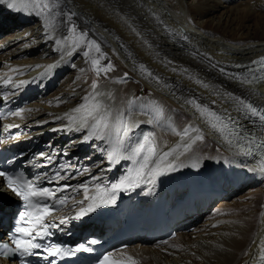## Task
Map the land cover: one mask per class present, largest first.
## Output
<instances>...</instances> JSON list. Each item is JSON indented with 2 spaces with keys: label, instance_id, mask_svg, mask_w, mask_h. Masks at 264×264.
<instances>
[{
  "label": "bare ground",
  "instance_id": "bare-ground-1",
  "mask_svg": "<svg viewBox=\"0 0 264 264\" xmlns=\"http://www.w3.org/2000/svg\"><path fill=\"white\" fill-rule=\"evenodd\" d=\"M261 1L59 0L60 12L75 15L71 22L57 16L48 28L31 6L19 12L26 18L11 20V25L0 13V102L16 106L11 115L0 118L1 136L7 139V134H13L7 143H16L37 158L50 155L42 162L64 170L62 177L71 192L78 191L71 201L75 206L86 202L85 187L87 195H96L98 186L106 187L136 164L140 157L133 156L131 148L144 134H152L157 153L185 143L187 138L182 140L178 133L186 126L200 129L204 137L175 161V171L142 185L159 183L165 177L176 190L184 185L207 188L213 184L224 192L218 206L202 219H194L191 231L170 241L132 244L116 252L124 264L129 256L136 264H258L260 241L264 240L260 160L238 155L187 101L195 98L225 118L230 114L241 128L264 134L259 119L227 95L232 93L264 109V82L247 85L233 78L238 75L236 65L264 54ZM71 24L100 46L106 56L102 64L111 61L114 65L107 76L95 77L91 59L98 54L94 50L86 58V45L73 48ZM140 64L159 83L142 73ZM93 81L98 84L95 90ZM89 95H96L113 117L120 116L128 125L126 135L113 127L106 141L83 142L85 132L77 131L75 125L69 128L65 114L78 115L72 110L86 103L84 98ZM129 100L135 103L129 105ZM157 107L163 112H155ZM120 136L123 145L118 142ZM50 139L56 141L49 153ZM117 149L131 158L110 163L107 154ZM69 151L71 156H64ZM193 162L199 166L192 167ZM13 203L10 195H0V207Z\"/></svg>",
  "mask_w": 264,
  "mask_h": 264
},
{
  "label": "snow or ice",
  "instance_id": "snow-or-ice-1",
  "mask_svg": "<svg viewBox=\"0 0 264 264\" xmlns=\"http://www.w3.org/2000/svg\"><path fill=\"white\" fill-rule=\"evenodd\" d=\"M6 4L10 10L17 13L24 12L31 6L34 8L35 14L42 17L45 22V28L52 27V22L55 21L57 16H65L68 22H71L74 13H62L59 11V0H0V5ZM23 5V7H18ZM64 21L62 20L61 23ZM68 31L72 33V45L73 48H80L82 45H86L87 50L83 51V55L87 58L90 57L91 51H95L98 54L97 57L91 59L92 70L97 77L101 74L107 76V73L114 70V65L111 61L107 64H102L101 61L106 59L105 54L101 52L100 46L93 40L87 38L86 32L77 33L76 26L71 24ZM135 31V29H133ZM50 38V37H49ZM68 40L69 37H65ZM60 44V41H56ZM71 54V53H69ZM171 63V62H169ZM251 65H256V68L248 67L247 72L251 74V78L248 75L243 77L233 74V78L238 79L241 83L251 85L253 83L264 82V56L259 57L256 60L250 62ZM140 71L146 73L148 77L156 80L159 83V78L150 72L143 64H140ZM241 67V65H236ZM223 72L224 70L221 69ZM259 73L257 75L256 73ZM127 77V73L124 74ZM7 83V81H6ZM92 89L98 88L96 81L92 82ZM207 87V85H205ZM96 95H103L102 93H96ZM96 95L86 96L84 99L86 103L74 108L72 111L78 115L65 114L71 125L76 126L77 131L83 130V142H87L91 139L98 141H106L110 136L113 127H117L118 132H122L124 135L128 132V125L120 119V116L113 117L110 109L106 108L102 103L96 99ZM230 99H234L239 108L251 116H255L261 122L262 128H264V109H258L251 103L245 102L240 97H234L232 93L227 94ZM139 99V98H136ZM90 101V102H87ZM129 105L135 103V100H129ZM188 104L193 106L199 113L203 122L230 147L236 149V153L242 156H258L261 166L260 171L264 172V134H253L252 132L242 131L238 129L236 121L233 120L230 114L225 118V114H221L210 108L207 105L198 103L195 98L187 101ZM215 104V101H213ZM157 113H162L163 109L157 107L154 109ZM227 112V110H225ZM19 115V113H15ZM121 115H126L123 113ZM195 133V135H190ZM182 140L187 138L186 142L177 144L174 147L169 148L167 151L157 153L156 147L152 143L150 137L151 133H146L143 136L142 141L131 148V153L135 157H140L136 160V167L130 168L126 175H123L115 183H112L109 187L97 189V194L93 196L87 195V188L85 187L84 201H90L86 206L80 207L79 211L75 213V219H82L84 216L96 211L101 206H107L114 204L116 200V194L120 192L131 191L139 188L144 183H151L155 177L161 175L166 171H175L177 164L175 161L179 160L181 156L190 152L193 145L197 141H202L204 137L200 134V129L192 126H186L182 133H178ZM118 142L123 145V136L118 137ZM182 149V150H181ZM173 159H169V158ZM131 157L122 155L119 149L110 151L107 154V159L110 163H119L121 159H129ZM183 167V165H179ZM199 165L193 162L192 167H198ZM0 177H3L6 181L4 185L10 192L23 202L24 211L19 213V219L17 221L18 227L12 234L11 242L15 245L14 248H10L8 244H0V255L6 258L12 257L14 254L19 253L20 256H38L48 262V264H56V259H49L50 257H62L65 255H75L77 252H91L93 249L87 247L85 244H80L75 248H65L58 244H51L48 247L43 248V252L36 251L42 248L40 243H37V239H43L49 235L50 229L57 227L55 222H49L50 217L54 211V207L48 203H41V200H56V203L63 204V200L56 198V193L61 189L59 187L50 189L49 187H39L34 180L25 179L23 176H9L6 172L0 171ZM95 179V178H93ZM51 183V182H50ZM65 189L68 185L63 186ZM83 204V201L77 202ZM68 220V217L61 218L59 223L64 224ZM88 244L97 243L96 240H90ZM260 256L258 264H264V240L260 241ZM111 253H105L98 259L97 264H120L118 261L110 259ZM22 264L26 262L22 261ZM126 264H136V261L131 257H127Z\"/></svg>",
  "mask_w": 264,
  "mask_h": 264
},
{
  "label": "rangeland",
  "instance_id": "rangeland-1",
  "mask_svg": "<svg viewBox=\"0 0 264 264\" xmlns=\"http://www.w3.org/2000/svg\"><path fill=\"white\" fill-rule=\"evenodd\" d=\"M261 3L264 4V0H262ZM95 77H96V74H95ZM97 78H98V77H97ZM55 88H56V87H55ZM54 90H55V89L53 88V90H51L50 92H52V91H54ZM88 151H89V150H88ZM86 153H87V152H86ZM85 155H86V154H84V156H85ZM217 206H218V205H215L214 208H216ZM214 208H211V209L209 210V212L213 211ZM204 216H205V215H204ZM202 218H203V216H202L200 219H202ZM200 219H199V220H200ZM197 223H199V222H197Z\"/></svg>",
  "mask_w": 264,
  "mask_h": 264
}]
</instances>
